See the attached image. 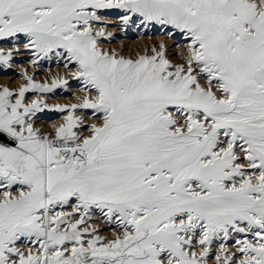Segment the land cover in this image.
I'll list each match as a JSON object with an SVG mask.
<instances>
[{
  "label": "bare ground",
  "instance_id": "obj_1",
  "mask_svg": "<svg viewBox=\"0 0 264 264\" xmlns=\"http://www.w3.org/2000/svg\"><path fill=\"white\" fill-rule=\"evenodd\" d=\"M252 1L0 0V264H264Z\"/></svg>",
  "mask_w": 264,
  "mask_h": 264
},
{
  "label": "built area",
  "instance_id": "obj_2",
  "mask_svg": "<svg viewBox=\"0 0 264 264\" xmlns=\"http://www.w3.org/2000/svg\"><path fill=\"white\" fill-rule=\"evenodd\" d=\"M48 146L56 153L65 156L66 170L71 173L80 171L86 164V151L73 140L53 138L48 140Z\"/></svg>",
  "mask_w": 264,
  "mask_h": 264
},
{
  "label": "rangeland",
  "instance_id": "obj_3",
  "mask_svg": "<svg viewBox=\"0 0 264 264\" xmlns=\"http://www.w3.org/2000/svg\"><path fill=\"white\" fill-rule=\"evenodd\" d=\"M252 1V0H251ZM262 1H264V0H262ZM253 2V1H252ZM16 85V84H15ZM16 88V87H15ZM15 88L12 90V91H16L15 90ZM1 122H3L2 120H0V125H1ZM10 123H11V121H9ZM9 122H3L4 124L3 125H5V126H8V125H10V123ZM2 126V125H1ZM1 131V130H0ZM9 135V136H8ZM12 135H16V138H18V139H21L20 138V135H18V134H12ZM10 133H2V131L0 132V147H1V149L2 150H5L6 152H8L7 150H10L11 151V153L12 152H14V150L15 149H17V143L14 141L13 142V139H14V137L12 136ZM55 138L57 137V136H54ZM63 138V136H58V139H60V138ZM101 136H98V138H100ZM63 139H66V140H71L72 138L70 137L69 139H68V137H64ZM15 143V144H14ZM5 148H7V150L5 149ZM9 151V152H10ZM15 152H17V151H15ZM14 152V153H15ZM58 154H59V152H57ZM56 153V154H57ZM39 166V165H38ZM40 166H41V168L43 167V165L42 164H40ZM40 167H39V169L37 168V170H39V172L41 171L42 172V170H44L43 168L41 169ZM48 168H51V166H49ZM41 169V170H40ZM49 170L50 169H48V172H49ZM40 174V173H39ZM42 174H44L43 172H42ZM71 175V174H70ZM54 178V177H53ZM39 192V191H38ZM36 192V193H34L33 195H32V198L31 199H33L34 197H35V199H33V200H35L34 202H37V201H39V202H42V198H43V196H40L39 197V199H38V197H36V196H39V194L41 195V193L39 192ZM38 193V194H37ZM37 194V195H36ZM50 194V193H49ZM38 200H37V199ZM13 203H15L16 204V202H13ZM12 203V204H13ZM11 204V205H12ZM37 204H38V202L36 203V206H37Z\"/></svg>",
  "mask_w": 264,
  "mask_h": 264
}]
</instances>
